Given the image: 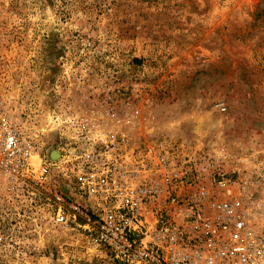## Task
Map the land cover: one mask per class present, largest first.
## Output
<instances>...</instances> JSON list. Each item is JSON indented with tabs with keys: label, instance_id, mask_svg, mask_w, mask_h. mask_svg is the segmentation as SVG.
I'll return each mask as SVG.
<instances>
[{
	"label": "rangeland",
	"instance_id": "374dc122",
	"mask_svg": "<svg viewBox=\"0 0 264 264\" xmlns=\"http://www.w3.org/2000/svg\"><path fill=\"white\" fill-rule=\"evenodd\" d=\"M0 107L47 149L81 117L217 155L264 238V0H0ZM37 195L0 178V264H120Z\"/></svg>",
	"mask_w": 264,
	"mask_h": 264
},
{
	"label": "built area",
	"instance_id": "2783aa9c",
	"mask_svg": "<svg viewBox=\"0 0 264 264\" xmlns=\"http://www.w3.org/2000/svg\"><path fill=\"white\" fill-rule=\"evenodd\" d=\"M66 124L68 145L47 149V128L0 107V178L36 190L53 225L81 230L120 264H264L247 182L221 157L177 138L136 143L86 118ZM53 178L62 183L50 189Z\"/></svg>",
	"mask_w": 264,
	"mask_h": 264
},
{
	"label": "bare ground",
	"instance_id": "6f19581e",
	"mask_svg": "<svg viewBox=\"0 0 264 264\" xmlns=\"http://www.w3.org/2000/svg\"><path fill=\"white\" fill-rule=\"evenodd\" d=\"M54 156H58L57 154H55Z\"/></svg>",
	"mask_w": 264,
	"mask_h": 264
}]
</instances>
